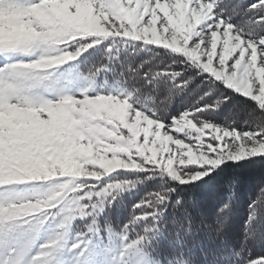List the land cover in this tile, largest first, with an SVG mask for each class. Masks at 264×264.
<instances>
[{
    "label": "rangeland",
    "instance_id": "1",
    "mask_svg": "<svg viewBox=\"0 0 264 264\" xmlns=\"http://www.w3.org/2000/svg\"><path fill=\"white\" fill-rule=\"evenodd\" d=\"M223 1L0 0V264H23L33 246L20 233L15 260L5 253L27 227V213L12 214L24 206L50 217L63 206L64 224L36 257L43 264H197L160 227L176 212L170 185L195 186L199 169L229 158L264 157V35H254L264 33L263 6L241 2L237 14ZM136 46L183 56L189 77L211 76L189 79L199 87L189 109L182 101L169 116L172 103L144 89L147 73L128 67L144 59ZM35 52L34 64L15 57ZM53 66L68 70L41 75ZM43 185L55 191L45 196ZM216 251L203 264H236ZM260 255L250 264H264V246Z\"/></svg>",
    "mask_w": 264,
    "mask_h": 264
},
{
    "label": "trees",
    "instance_id": "2",
    "mask_svg": "<svg viewBox=\"0 0 264 264\" xmlns=\"http://www.w3.org/2000/svg\"><path fill=\"white\" fill-rule=\"evenodd\" d=\"M241 2H244L245 6L251 5V3H256V6L261 5L260 7L263 6L261 11L264 13V4L262 3L264 0H224V9L238 14L243 9ZM248 3L250 4L248 5ZM254 13H256V10H254ZM248 15H251V13ZM231 20L232 23H236L234 16ZM254 31L257 39L263 37V32H257L256 29ZM136 48L139 52L141 51V46H136ZM143 51H145L144 55L146 54V56L143 57L144 59L137 67L132 66L131 73L136 70L144 74L147 73V77L150 79L146 81L152 83V88L157 90L158 101L163 105L172 103L169 116L175 115L176 111L174 110H180L182 101L184 102L183 109H189L190 106L189 103L187 104L186 98L190 100L193 98L191 96L199 90V87L195 89L197 87L196 80L189 82V79L194 78V76L202 78L205 76V79H208L207 77L211 78V76L203 72L201 75L196 73L194 76L189 77L188 75L193 71L191 67L193 62L189 63L183 59V56L173 54L162 47L146 48ZM163 55L170 57L164 58ZM176 56L179 57L176 58ZM162 59L163 62H161ZM179 64L181 67H179ZM172 65H175L176 68ZM184 65L188 66L189 69ZM182 68L188 71V74L186 73L188 80L185 82L184 78L181 77L182 72L180 70L183 71ZM186 83H189L190 86L187 87L188 89L183 90L182 87L187 86ZM216 86L220 89L225 88L223 84H217ZM179 88H181L182 94L178 97V100L171 102L172 99L169 100L168 94ZM165 98L166 100H163ZM233 100L237 101L239 98L236 97ZM245 105L248 106L249 103H245ZM250 107L252 106L250 105ZM220 167L222 171L218 168L211 178H205L197 183L199 185L179 186L180 188L178 185H170L173 194L169 199L174 203L176 212L171 211L169 217L174 222L175 227L172 230V228L166 226L169 217L167 219L163 218L165 225L160 227L164 230V233L169 232L171 238L175 236L176 242L182 247L184 254L192 253L191 257L184 255V258L192 263L203 264L201 259L204 256L208 258L218 256L219 252L216 249L221 250L224 248L225 253L231 258L237 259L239 264H245L262 257L260 247L264 246V243L257 242L260 240L259 235L253 240L251 236H245L243 231L249 204L255 203L260 206L257 209L258 220L264 215V195L261 193V185H264V157L243 162L226 163ZM192 187L199 188L191 189ZM178 188L179 190H177ZM204 190L208 191L204 193ZM202 193L205 194L203 199L206 203L214 202L211 208L202 206L201 197L199 196ZM210 194L211 196H209ZM227 197L229 198L227 199ZM229 201L232 202L231 210L226 214H217L218 208ZM193 253H201L202 257L198 258L195 254L194 258Z\"/></svg>",
    "mask_w": 264,
    "mask_h": 264
},
{
    "label": "clouds",
    "instance_id": "3",
    "mask_svg": "<svg viewBox=\"0 0 264 264\" xmlns=\"http://www.w3.org/2000/svg\"><path fill=\"white\" fill-rule=\"evenodd\" d=\"M15 57H17L18 58L17 60L19 61H27L29 63L34 64L39 61L40 53L35 52L31 56H25L23 54H16ZM67 70L68 69L66 68H62L59 66H53L52 68L47 69L41 75L50 76L53 79H57L60 76H62ZM226 161L230 162L233 160L229 158ZM226 161H221L215 167L205 166L199 169L198 171H199L200 178L198 181H195V182L202 181L205 178H211L213 174L217 172L218 168L222 171V168L220 166H223ZM191 174H196V173H191ZM54 191L55 189L51 188L49 185H43L39 189V192L41 194H44L45 196H50ZM261 193L262 195H264V185H261ZM161 199L163 198L161 197ZM51 203L55 204V201H51ZM36 207L37 206H24V207L12 210L13 215H23L24 213H27L29 216V220L27 221V227L26 228H23V227L15 228L13 232L10 234L8 245L5 248L6 254L9 252V249H11V255H12L13 261L15 260L16 253L20 250V247H21V242L17 240L16 237L20 233H28L31 236V239L33 240V246L24 255L23 264H43L42 261L36 259V257L43 250V241H46L47 239H51L55 233V229L64 224L65 218L63 215H61V213L63 212V206L59 208H54L52 211L51 217L49 216L48 211L43 210V209H41L39 211V214H37ZM231 207H232L231 201L227 203H223L222 206L218 208L217 214H226L228 211L231 210ZM258 207L260 206L255 203L249 204L248 206L249 211H248V214L245 220V227L243 231H244L245 236H251L253 240L259 235L260 240H258L257 242L264 243V215H262L258 221L257 219Z\"/></svg>",
    "mask_w": 264,
    "mask_h": 264
},
{
    "label": "snow or ice",
    "instance_id": "4",
    "mask_svg": "<svg viewBox=\"0 0 264 264\" xmlns=\"http://www.w3.org/2000/svg\"><path fill=\"white\" fill-rule=\"evenodd\" d=\"M236 159H239V157H236Z\"/></svg>",
    "mask_w": 264,
    "mask_h": 264
},
{
    "label": "bare ground",
    "instance_id": "5",
    "mask_svg": "<svg viewBox=\"0 0 264 264\" xmlns=\"http://www.w3.org/2000/svg\"><path fill=\"white\" fill-rule=\"evenodd\" d=\"M57 104V103H56Z\"/></svg>",
    "mask_w": 264,
    "mask_h": 264
}]
</instances>
